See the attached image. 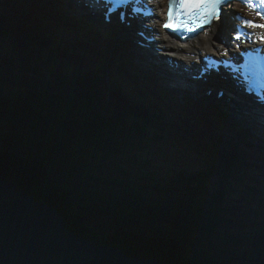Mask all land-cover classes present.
I'll return each mask as SVG.
<instances>
[{
	"label": "trees",
	"instance_id": "trees-1",
	"mask_svg": "<svg viewBox=\"0 0 264 264\" xmlns=\"http://www.w3.org/2000/svg\"><path fill=\"white\" fill-rule=\"evenodd\" d=\"M40 23L45 32L51 27L44 22ZM7 32H12L17 37L16 43L7 41L8 37L4 38ZM24 35L27 37L23 38ZM35 35V32L30 35L20 28L13 18L4 19L3 14L0 13V141L13 142L7 151L0 148V159L5 154L7 165L9 163L13 165L11 169L14 172L8 170L5 172L6 176L17 177L16 174H19L18 177L22 176L27 186L36 184L35 187L40 189L45 187L47 176L52 177L51 184L68 196V210L72 214L74 230L91 238L103 239L107 236L99 237L93 233V228L76 217L69 205L75 209L76 214L79 213L80 204L93 207L87 200L96 196L102 197V191L96 187L99 181L111 188L108 196L114 192L113 200L108 199L111 204L108 207L115 211V219L106 226H101L107 228L108 232L114 233L112 238L114 241L118 240L115 235L129 237L140 235L138 224L144 221L141 214L146 213L148 219L145 220L146 225L143 227L145 229L150 227L157 248L163 251L160 252L161 254L157 253L155 246H151L148 254H152L155 259L170 264H214L217 263L216 258L220 259L224 255L216 243L222 241L227 252H236L240 243L247 242V245H242L245 247L244 251L239 252L241 258L235 259L250 260L249 262L253 260L255 264H264V219L253 223L250 227L249 218L242 221L238 214L237 218H235L236 214H232L234 211L241 213L245 202L248 203L247 210H255L254 204L251 208L250 203L257 201L260 192L264 194V186L256 183L249 174L244 175L241 180L234 181L243 182L244 186L240 189H229L223 183L217 185L211 182L213 169L220 170L213 166L212 155L209 158L202 156L203 159L198 161L200 165L195 168L187 167L190 164L185 163V153H180L179 150H177L179 161L167 159L166 162L147 158L148 154L153 155V152L147 150V155L143 154L146 148L141 145L145 144L152 149L146 136L161 135L159 130L154 131L151 128L154 123L152 119L156 117L154 110L157 106L154 103L156 98L150 97L143 106L140 102H136L141 108L139 105L131 109L132 107L127 108L125 104H121L124 96L117 87H112L114 92L109 90L101 95V86L104 88L106 78L102 76L104 72L99 67L103 54L100 53L101 51L95 53L91 41L87 45L83 40L80 41L81 58L89 64L88 67L80 68L79 66L85 65L82 59L78 61V57L70 54L69 51H65L63 55L54 53L52 49L58 46V42L51 40L45 34L39 35L35 40L33 44L35 52L32 53L27 43L35 38ZM63 43L67 46L71 42ZM15 44L23 52H17L14 49ZM4 49L8 50L5 54ZM59 62L64 64L63 69L57 68ZM28 72L32 74H27ZM113 78L129 85L120 74H114ZM62 79L66 80V84ZM71 85H78L82 91H87L89 94H85V99H80V92L76 91L78 96L71 97L66 91ZM114 93L122 94V100L119 96L116 98ZM152 105L154 108L151 109ZM206 122L208 121L198 122V128L206 127ZM11 126L18 127L14 130L15 133ZM126 126L134 131L137 146L130 147L127 139L121 136L122 129H126ZM83 134L85 139L82 140ZM65 142L73 143V147L67 150L64 147ZM124 147L128 149H123ZM161 151L160 154L165 153ZM98 152H106L108 156L115 154L117 159L110 166L118 172L126 169L123 164H127V179L97 177L94 162L88 163V161H97L95 154ZM117 154L121 155L123 164H118L120 158ZM206 155L210 156L207 153ZM135 160L138 161L137 164ZM222 163L226 162L222 161ZM238 164L235 161L232 165L239 169ZM144 165L146 168L143 167ZM33 167L36 168L37 173L32 171ZM89 171L93 172L88 174ZM223 173H227V170L223 169ZM83 175H86V178ZM151 178L155 190H150ZM95 188L98 191L94 190ZM131 204L136 210L126 212ZM61 212L67 214L71 220L69 213L63 210ZM121 215L133 219L131 230L128 232L118 226ZM190 222L193 224L188 226ZM204 225L207 228L206 233L209 232V241L205 243L199 241L198 244L203 246L198 253L191 249L193 246L191 242L189 246H182L181 241L187 234V228L201 230ZM225 230L228 233L222 232ZM171 236L174 243L169 239ZM212 236L215 237V241L219 237V241L214 246L210 243L209 245L212 246L207 248ZM233 243L236 244L235 247H232ZM203 254H205V257L203 256L205 263L201 258Z\"/></svg>",
	"mask_w": 264,
	"mask_h": 264
},
{
	"label": "rangeland",
	"instance_id": "rangeland-1",
	"mask_svg": "<svg viewBox=\"0 0 264 264\" xmlns=\"http://www.w3.org/2000/svg\"><path fill=\"white\" fill-rule=\"evenodd\" d=\"M68 4L71 6L70 2H68ZM4 18H6V17H4ZM16 20L19 23L20 28H23L24 30H26L30 35H32V33L35 32V30L32 27H30L29 25H27V24L23 23L22 21H20L18 17H17ZM26 37H27V35H24L23 38H26ZM19 43L21 44V40L20 39H19ZM34 43H35L34 38L29 40L28 43H27V46L32 51V53L35 52V48L33 46ZM22 45H23V42H22ZM7 51H8L7 49H4L3 53L5 54ZM55 51L58 52V51H60V49L56 46L55 47ZM58 58L60 59V57H58ZM61 61H65V60H61ZM59 63L60 64L57 66V68L58 69H63L64 68V64L61 63V62H59ZM85 63H87V62L85 61ZM137 65L140 66L139 64H137ZM88 66H89V64L87 63V65H83V66H79V67L80 68H85V67H88ZM126 69L131 71V69H129L127 67H126ZM42 71H45V69H42ZM129 71H126V72L128 74H130ZM62 72H63V70H62ZM142 73H144V71H142ZM27 74H32V73L28 72ZM45 74H47V73H45ZM102 76H104L106 78H105L104 85H103L104 88H102V86H101V95H103L105 92H107L109 90L113 91L112 87H117L118 91L122 92V94L124 96V100H122V98H121L122 94H118L117 95L116 93H114V96L116 98L119 96L120 99L122 100V102L120 100L119 101L121 102V104L122 103L125 104L127 108L132 107L131 109H135L140 104H142L144 102H147L149 100V98L152 97V95L148 94L146 96V98H142V100L144 99L143 102H140V104L139 103L136 104V102H138L137 101L138 95H143L142 92L136 88V85H134V88H136V89H133L131 86H129V85L123 83V82L121 83L120 80H117V79H115L113 77L107 76L106 73L104 75H102ZM62 80L64 81V84H66V80L65 79H62ZM159 87H161V86L159 85ZM160 89H162V88H160ZM66 91L69 92L70 96L74 97V98L77 97L78 96L77 93L80 92L79 93L80 99H85L86 98L85 94H89V93H87V91H82L81 88L78 85H71L69 87V89L66 88ZM76 91H78V92H76ZM93 96H96V95H93ZM87 102H88V99H87ZM86 105H88V104L86 103ZM140 108H141V105H140ZM152 108H154V105H152L151 109ZM211 124H214V123L211 122ZM11 128H12L13 132H14V130L18 129L17 126H11ZM125 128L126 129H124V128L122 129L123 134L121 136H123V138L127 139V143L130 144V147L135 146V145L137 146V143H136V140H135L134 131L131 130L129 128V126H126ZM163 128L166 129V125H164ZM229 129L232 130V131L237 130V129H231V128H229ZM165 134L171 140L178 136L177 132H172V131H165ZM81 138H82V140L85 139L84 134L81 135ZM156 139H157V137H153V136H149V135L146 136V140L151 144V148L152 149H149L148 147L143 145L142 147L146 148V150H145L146 152L143 153L144 156L147 155V150H149V151L153 152V155H152V153H149L147 158H152V159H155V160H158V161H161V160L162 161H166L169 158H177L178 159L177 151H175V150H173L171 148H168V147L164 148V150H163L165 152L164 154H160V153H162L161 150L163 149L164 140L161 139L160 142H159V145H158V144H156L157 142H155ZM79 143L81 144V142H79ZM12 145H13L12 141H10V142L9 141H0V148L2 147L6 151ZM64 147H66L67 150H68V148L70 149V147H73V143L69 144V143L65 142ZM123 149H128V147H124ZM248 151H250V150L247 149V148L241 147L239 152H238L237 157L247 155ZM251 152L253 153V155L252 154L249 155V158L246 157V160L247 161L250 160V161H248V163L251 166L254 167V163L256 162V158L255 157H258V155L260 153L258 151H256L255 149H253ZM95 155H96V158L98 160L97 161L96 160L95 161L90 160V161H88V163H93L94 162V167L97 169V171L95 173V175L97 177H105V178H110V177L111 178H114V177L119 178L120 177V178H126L127 179V177H126L127 176L126 169L128 167H127V164H123V162L121 161V155L120 154H117L118 157L120 158V160H118V164H123L124 167L126 168V169H122L120 172H118L117 169H115L113 167L111 168L112 164L117 159L115 154H112V155L108 156L106 152H98ZM202 156H205V158H209V157H211V154H210V156L206 155V154L201 155V157L198 158V161L203 159ZM82 157H83V154H82ZM6 160H7V156H5V154H3L2 158L0 159V178L4 177L5 172H7L8 170L10 172L11 171L14 172V170L11 169V168H13V165L11 163H9L7 165V161ZM233 160L234 159L232 158V161ZM19 161H21V160H19ZM102 161H104V162H102ZM224 161L226 163H228L226 157H224ZM135 162H136V164L138 163L137 160H135ZM17 166H19L18 162H17ZM2 167L4 168V170H3ZM143 167L146 168L145 165ZM187 167L188 168H193V165L190 164V165H187ZM35 169L36 168L33 167L32 171L36 172ZM246 169L247 168L244 167V173L246 172ZM263 171H264V168H263ZM91 172H93V171H89L88 174H91ZM220 172L222 173V171H220ZM79 174H86V173H79ZM234 175L236 176L237 179H240V177H241V176H239V172L237 170H236ZM16 176L18 177L19 174H16ZM83 176H84V178H86V175H83ZM249 176L251 178H253L256 181V183L262 184L261 186H264V173L256 172L255 175L250 173ZM254 176L258 177V178H255ZM51 178L52 177L47 176L45 187H43L41 189L38 187V189H37L38 191H35V193L40 195L46 202L50 203L51 205L59 207L60 210H63L64 212H67L68 211V203H67L68 196L65 195L64 193H62L60 190H58L55 186H53V184H51V183H53ZM94 179H97V178H94ZM140 179H142V177H140ZM144 180L146 181L145 178H144ZM212 181H213V183H216L217 185H220L221 183H223L229 189H240L241 187L244 186L242 181L233 182L232 179H231L230 173H228V174L226 173V177H223V178L219 177L217 175V170L216 169H213V175L211 176V182ZM98 183L99 184L96 185V187L102 191L101 192V196H103V197L96 196L93 199H88L87 201L90 202L93 205V207H89L86 204H80L81 206L78 208L79 213L82 214L81 216L79 215L80 217L75 213V209H73L70 205H69V207L73 211V213L76 215V217L80 218L83 222H85L87 225H89L90 227L93 228V233L97 234V232H98L102 236L106 235L108 237L107 228H101V226H106L107 224H109L108 222H110V221L112 222L114 220V219H111V218H112L113 215H115L114 214L115 211L108 207V206L111 205L110 202L108 201V199L113 200L112 197L114 196V192L110 196H108L110 191H111V188L109 187V185H106L105 183L99 182V181H98ZM153 183H154L153 179L152 178L149 179V184L151 185L150 190H155V187L153 186ZM75 188H77V187H75ZM75 188L73 189V191L76 190ZM97 188H95L94 190L98 191ZM259 194L260 195H259L257 201H255V203H250L251 204L250 205L251 208L253 207L252 204H254L255 210H247L248 203L245 202V207L243 205V211L241 213H239V211L232 212V214H236L235 218H237V214H238L240 220H242V221L243 220L245 221V219L249 218V226L250 227L252 226L253 223L255 224V223L260 222V221H262L264 219V199H263L264 198V194L261 193V192ZM119 199H122V198L119 197ZM50 200H53V202H51ZM70 202H71V199H70L69 203ZM132 205L133 204L130 205V209L128 211H126V212H132V210H136L135 208H133ZM111 208H113V207H111ZM88 212H94V214H95V217H94L95 222L99 220V223H100L99 225L96 224V223H93L91 221V219H90V216L85 214V213H88ZM119 212H120V214H122V210H120ZM145 214L146 213H142L141 215L143 217H146ZM83 215H84V217H83ZM141 215L139 214L140 217H141ZM146 215L148 216V214H146ZM240 215H241V217H240ZM240 220H238V221H240ZM90 222H92V224ZM132 222H133L132 218L129 219L127 216L121 215L118 226L121 227V229L123 231L128 232V231L131 230ZM192 224H193V222H190L188 224V226H191ZM145 225H146V222H144V221H142V223L140 225L138 224V227L140 229L139 234L140 233L141 234L136 236V237H134V236L129 237V236L115 235V237L118 238L117 242L121 241L123 243V245L124 244H127L129 246L133 245L135 247L142 248L144 250H149V248L151 246H155V248H156L155 252H157V253L163 252L162 249H158L157 248V244L155 243L153 232H151L148 227H147L146 232H145V229H144ZM140 226H141V228H140ZM206 230H207V228H206L205 225H204L203 229H201V230H191V228H187L186 229L187 234L184 235V238L181 241L182 246H189L190 245L189 242H191V244H193L191 249L195 250L198 253V250L203 246V245L200 246L198 244L199 241L202 240V243H205L206 241H209V237H208V233L209 232L206 233ZM202 231H203V233H201ZM222 232L223 233H228L226 230L222 231ZM156 234L158 235V233H156ZM210 234H212V232H210ZM108 238H110V237H108ZM123 239H124V241H122ZM169 239H172V236ZM218 241H219V237L217 238L216 241H215V237L214 236L210 237V242H208V247L207 248L211 247L212 245L214 246L215 243L218 242ZM172 242L174 243V239H172ZM160 243H161V241H160ZM210 243H212V245H209ZM216 244H217V247L220 248V251L222 250L224 255L220 259L216 258L217 263H214V264H253V260H251V262H249L250 260L247 261V260L242 259L241 261H239V260L235 259V258H240L239 255H238L239 252L244 251L245 247H243L242 245L239 246V248L236 250V253H235V252H227L225 250L226 246H224V244H222V241L218 242ZM175 247L176 246L174 245L173 248L175 249ZM203 256L205 257V254H203L201 256L202 262L205 260V258L203 259ZM196 259L199 261V258L196 257ZM205 261L203 263H205Z\"/></svg>",
	"mask_w": 264,
	"mask_h": 264
},
{
	"label": "water",
	"instance_id": "water-1",
	"mask_svg": "<svg viewBox=\"0 0 264 264\" xmlns=\"http://www.w3.org/2000/svg\"><path fill=\"white\" fill-rule=\"evenodd\" d=\"M35 186L20 177L0 178V264H169L148 250L114 241L112 231L103 239L75 231L71 211L72 221L36 194ZM85 214L100 224L94 212Z\"/></svg>",
	"mask_w": 264,
	"mask_h": 264
},
{
	"label": "snow or ice",
	"instance_id": "snow-or-ice-1",
	"mask_svg": "<svg viewBox=\"0 0 264 264\" xmlns=\"http://www.w3.org/2000/svg\"><path fill=\"white\" fill-rule=\"evenodd\" d=\"M117 2L129 4L133 0H117ZM233 2L234 0H168L167 20L162 27L165 29L181 27L186 28L188 32H193L195 31V28L192 27L193 24L196 28H200L203 25H211L213 21H220L222 15L230 11L226 6L231 5ZM135 3L147 5V0H135ZM240 3L244 6L241 12L246 10L253 15V19H247L241 13H231L233 18L241 23L234 29L230 43L235 49H241L242 45H253L251 48L245 47L243 51L233 53L234 56L244 59L243 64L237 65V72L243 70L244 79L249 88H252L257 83V80L250 78L249 74H251V77H258L264 74V57L260 55L264 51V47L256 46L264 44V0H240ZM173 8L182 10V14L186 18L185 22L180 24L172 23ZM150 13L151 8H149V13H146V15ZM180 14L181 12L178 11L177 15ZM257 29L260 30L259 33L256 32ZM228 51L227 48L223 49L221 55L227 56Z\"/></svg>",
	"mask_w": 264,
	"mask_h": 264
},
{
	"label": "bare ground",
	"instance_id": "bare-ground-1",
	"mask_svg": "<svg viewBox=\"0 0 264 264\" xmlns=\"http://www.w3.org/2000/svg\"><path fill=\"white\" fill-rule=\"evenodd\" d=\"M67 1H69V0H66V2ZM237 0H234V2L232 3L233 4V6L235 5V2H236ZM70 2V4H71V6H76L77 5V3L76 2H71V1H69ZM64 4H65V2H64ZM78 9L77 10H79V11H82V12H85L86 11V9H85V7L83 6V5H80L79 7H77ZM127 18H129V15L127 16ZM142 20V19H141ZM127 25H128V22L126 23ZM139 25V24H138ZM137 25V26H138ZM140 26V25H139ZM48 27V26H47ZM141 27V26H140ZM228 26L226 27V30L228 31ZM142 31L144 32V29H142ZM81 38H83V35L81 36ZM133 38L134 39H139V37L134 33L133 34ZM83 39H80V41H82ZM196 42H199V43H202L203 42V47H198L199 48V50H201V49H203V50H205L206 51V43H207V41H206V39H204L203 38V41H202V39L201 38H198V39H196V40H194V43H196ZM91 43H92V48L95 50V53L97 52V51H101L102 50V44H101V42H98V41H94V40H91ZM118 43V42H117ZM145 45H148V44H145ZM112 48H114L115 50H117V45H112ZM132 49H134V50H132V57H135V60H134V62L136 63V64H139V65H144L145 66V64H147V63H149V59H148V57H147V55H145V54H149V52H147V51H144V52H141L142 51V49H143V47L141 46H139L138 44H136L135 42H133V46H132ZM150 49V48H149ZM189 50L191 51V49L189 48ZM101 53V52H100ZM145 53V54H144ZM152 53H154V52H152ZM167 55H169L170 57H166V58H169V59H171V60H176V59H178V57H180L181 58V61L183 60L185 63H187V60L186 59H183L182 57H181V55H184L183 53H181V51H179V50H172L170 53H166ZM163 60H164V58H162ZM194 59V56H190V60L192 61ZM152 62H153V60H152ZM161 65H162V63H161ZM147 68L148 69H150V68H152V66L151 65H147ZM164 68H166L167 70H168V73H169V76L171 77V78H173V71H177L179 68H172L167 62H165L164 61V63H163V66H162V69H164ZM216 74H220L219 72H216ZM189 76H193V75H191V74H188ZM223 75V74H222ZM164 79H166V78H164ZM204 79V77L200 80V82H202V80ZM164 81V80H163ZM163 83H167V79L165 80V82H162L161 81V83H160V86L163 84ZM203 83V82H202ZM206 83H209V82H206ZM225 84H227L226 82H224ZM208 85H210V84H208ZM218 85H221V82H219L218 83ZM164 86L167 88V86H166V84H164ZM164 86H161L162 88L164 87ZM176 89V91H175V93H174V95L172 96V99H178V97L180 98V95H185V93L187 94V99L192 103V104H194V103H196L197 101H199L200 99V94L201 93H203V89L200 87L199 88V90H198V92H196L195 94H191V92L186 88V87H180V89L179 88H175ZM160 90H162V89H160ZM242 90H243V92L245 93L246 91H247V88L245 87V86H242ZM180 94V95H179ZM227 94H229V95H231V100L233 101V102H236V103H238L240 106H242V107H245L246 106V104H245V101H246V99H244V97L239 93V92H236V93H232V94H230L229 92H227ZM260 96V95H259ZM154 100V99H153ZM145 104V103H144ZM155 104L156 105H158V101L156 100L155 101ZM210 107H212L213 108V113H214V116H216V117H224L225 115H226V111L224 110V109H222V108H220L219 106H217V104H210ZM254 109L255 108H251V110H253L254 111ZM167 112H168V114L171 116L172 114H173V112H172V110H170V109H167ZM209 118H211L212 116H208ZM218 117V118H219ZM253 120V122H249V121H246V120H244L246 123H247V125H248V130H251V128L252 129H254V131H255V133L254 132H251V135H252V137L253 138H255V134L256 135H261L260 136V138H263L264 137V120L263 121H260V120H258V119H252ZM239 121H241V122H239V126H242V127H244L245 129H246V127L242 124V120L240 119ZM178 125V124H177ZM228 126L229 127H232L233 128V126L230 124V123H228ZM247 130V129H246ZM252 140H254V139H252ZM145 153V152H144ZM178 159L180 160V157H179V154H178ZM182 163H180V165H181ZM85 169V168H84ZM95 173V172H94ZM202 179V178H201ZM74 183V182H73ZM150 191V190H149ZM103 197V196H102ZM78 203V202H77ZM79 206V205H78ZM145 229V228H144ZM116 230V229H115ZM115 232V231H114ZM87 236V235H86ZM167 240V239H166ZM140 242V241H139ZM172 252V251H171ZM177 253V252H176ZM171 260V259H170Z\"/></svg>",
	"mask_w": 264,
	"mask_h": 264
},
{
	"label": "clouds",
	"instance_id": "clouds-1",
	"mask_svg": "<svg viewBox=\"0 0 264 264\" xmlns=\"http://www.w3.org/2000/svg\"><path fill=\"white\" fill-rule=\"evenodd\" d=\"M111 238H114V234L111 235ZM232 246H234V243L232 244ZM235 246H236V244H235ZM235 246H234V247H235ZM235 253H236V252H235ZM238 254H239V253H238ZM239 255H240V254H239Z\"/></svg>",
	"mask_w": 264,
	"mask_h": 264
}]
</instances>
